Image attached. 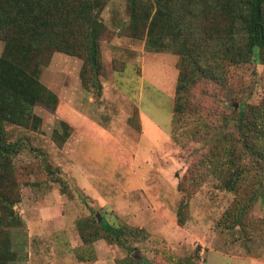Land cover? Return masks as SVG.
<instances>
[{
    "label": "rangeland",
    "instance_id": "rangeland-1",
    "mask_svg": "<svg viewBox=\"0 0 264 264\" xmlns=\"http://www.w3.org/2000/svg\"><path fill=\"white\" fill-rule=\"evenodd\" d=\"M95 12L103 27L100 97L82 86L79 57L48 50L37 81L56 100L50 107L42 101L32 105L36 129L6 125L8 141L21 144L14 160L20 202L62 195L78 235L85 224L83 229L97 226L111 238L106 243L115 256H101L100 264L108 259L115 264H264V184L259 188L252 174L244 180L245 192L226 191L216 170H210L222 161L225 148L243 156L242 165L253 166L254 155L245 153V145L217 144L224 132L244 135L246 123L256 122L257 110L264 109L263 60L238 61L244 41L235 33L232 54L223 57L230 36L223 12L210 10L205 20H189L191 31L182 37L189 52L185 59L181 38L160 37L154 50L145 37L129 33L127 0H101ZM3 48L0 41V56ZM181 71H191L194 84L186 100L190 117L175 124ZM97 131L110 133L106 141H96L107 145L96 146L86 137ZM111 148L125 164L113 165L104 153ZM78 155L87 166L77 165ZM90 165L106 179L79 181L78 174L85 175ZM258 189L261 194L238 219L244 200ZM93 190L105 198L110 192L114 203L93 201ZM20 202L13 209L21 218ZM183 205L182 226L176 213Z\"/></svg>",
    "mask_w": 264,
    "mask_h": 264
},
{
    "label": "trees",
    "instance_id": "trees-1",
    "mask_svg": "<svg viewBox=\"0 0 264 264\" xmlns=\"http://www.w3.org/2000/svg\"><path fill=\"white\" fill-rule=\"evenodd\" d=\"M169 1L127 0L130 11L129 33L134 37H145L148 47L154 50L159 46L155 43L162 40L160 37L181 38L179 48L185 59L189 52L183 45L182 37L191 31L189 20L193 17L198 21L205 20L210 10L223 12L224 16H221L230 25V36L223 57L229 58V54H232L235 33L244 41L242 50L236 56L237 60L247 62L261 58L264 62V0H171L175 6ZM141 2H147V6L142 7ZM100 3L101 0H0V41L4 46L0 56V264H8L14 259L9 231L24 225L13 209L20 202L14 160L21 144L8 141L6 125L30 128L36 124L33 123L35 117L32 115V105L42 101L50 107V100H56L37 81L42 56L48 50L79 57L83 62L82 86L93 90L96 98L100 97L103 70L99 36L103 27L95 12ZM204 5L210 9H203ZM195 69V75H199L201 70ZM87 71L91 73L89 78L86 77ZM192 84V72L181 71L174 99L175 124L183 119L187 121L190 117L186 100ZM239 118L242 119V116ZM254 120L257 121L245 125L244 135L249 136V141L240 132L238 137L224 132L223 137L219 138L217 145H223L224 140L226 145H245L248 147L245 153L254 155L253 166H244L241 164L243 156L225 148L222 161L216 167L210 166V170L213 172L215 169L220 176L221 185L226 191H244V180L252 174L257 178L259 188L264 184L263 108L257 110ZM237 127H241L239 119ZM260 194L258 189L244 200L237 212L238 219L242 218L249 204ZM184 209V205L180 206L176 213L177 223L182 226L186 220ZM83 226L79 227V231L84 244L96 240L110 243L109 236L98 232L100 227L89 231ZM127 260L135 263L130 257Z\"/></svg>",
    "mask_w": 264,
    "mask_h": 264
},
{
    "label": "crops",
    "instance_id": "crops-1",
    "mask_svg": "<svg viewBox=\"0 0 264 264\" xmlns=\"http://www.w3.org/2000/svg\"><path fill=\"white\" fill-rule=\"evenodd\" d=\"M152 127L154 130L157 129L156 126ZM97 133L99 132L97 131ZM99 134L88 133L86 137H89V141L94 142L96 146H99V144L100 147H102L101 144L107 145L105 141L106 138L108 139L110 137V133L106 134L103 132ZM104 138V142L96 143L98 139L101 140ZM90 146L93 147L92 145ZM102 150L104 151V149ZM104 153L113 165L117 163L125 164L124 160L117 159L112 148L109 150L106 149ZM79 156L76 161L77 165L80 166L81 163L86 165L85 160H79ZM89 168L90 171L85 172V175H82V173L78 174L79 181L89 183L101 181L103 178L106 179V175L102 174V176H99L92 169V165ZM90 172H92L93 176ZM92 189L94 188L92 187ZM91 193V199L93 201H101L103 204L109 206L114 203L112 198H110V192L105 194L107 196L106 198L102 197L97 190H93ZM87 195L89 196V194ZM64 203L63 196L55 192L48 193L44 196L43 200L38 202L34 201L29 205L20 202L21 212L23 214L21 219L24 227L13 228L9 233L11 250L15 258L8 264H100L101 256H110L111 254L115 256V252L110 250V246L105 240H96L89 244L82 242L80 235L76 232L75 223H71L69 220L67 214V211L69 212V209H67L69 205ZM131 204L128 203V212L132 210ZM94 256L96 260H94ZM112 261L108 259V264H115L114 260Z\"/></svg>",
    "mask_w": 264,
    "mask_h": 264
},
{
    "label": "water",
    "instance_id": "water-1",
    "mask_svg": "<svg viewBox=\"0 0 264 264\" xmlns=\"http://www.w3.org/2000/svg\"><path fill=\"white\" fill-rule=\"evenodd\" d=\"M134 257V256H133Z\"/></svg>",
    "mask_w": 264,
    "mask_h": 264
}]
</instances>
